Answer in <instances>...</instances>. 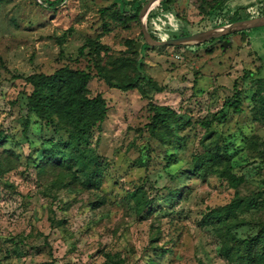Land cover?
Here are the masks:
<instances>
[{
    "label": "rangeland",
    "instance_id": "obj_1",
    "mask_svg": "<svg viewBox=\"0 0 264 264\" xmlns=\"http://www.w3.org/2000/svg\"><path fill=\"white\" fill-rule=\"evenodd\" d=\"M207 2L215 0L162 1L148 15L151 34L166 40L264 11L259 0H231L226 14L206 17ZM116 8L120 0H0V264H239L224 257L205 215L259 195L239 214L249 223L234 231L245 237L264 221V81L247 75L264 62V26L238 32L226 49L218 41L153 46L140 20L116 19ZM126 58L141 69L121 67ZM97 64L139 85L110 87ZM66 66L93 75L90 94L103 95L107 116L82 149L84 165L43 164L68 133L30 111L25 78ZM158 106L176 115L153 136ZM233 136L238 152L227 164L195 173L198 158ZM226 165L243 178L237 187L219 175Z\"/></svg>",
    "mask_w": 264,
    "mask_h": 264
},
{
    "label": "trees",
    "instance_id": "obj_2",
    "mask_svg": "<svg viewBox=\"0 0 264 264\" xmlns=\"http://www.w3.org/2000/svg\"><path fill=\"white\" fill-rule=\"evenodd\" d=\"M122 8L114 10V18L129 22L132 19L139 20V13L144 4L148 0H120ZM231 0H215L213 3L203 5L206 17H211L215 13L220 12L226 14V8ZM173 0H164L169 5ZM49 2V5H55ZM260 4L264 0H259ZM264 5V4H263ZM244 8V7H243ZM242 9V8H240ZM247 9V8H245ZM229 10V9H228ZM237 13V12H236ZM264 14V11L260 15ZM248 17H251L249 14ZM242 17L237 13V19ZM143 36V33H141ZM156 39L158 37L154 36ZM213 39L210 42H215ZM131 46L134 41H128ZM209 42L202 43L208 44ZM200 44V45H202ZM85 46L80 48V53L86 55ZM100 51V47L97 49ZM132 66L137 72L141 69V61L138 58H126L120 65ZM98 76L104 78L110 87H118L122 90L135 88L139 85L137 79H131L127 76L116 78L114 74L105 70L100 64H97ZM260 68V67H259ZM247 75L253 80L264 81V78H255L254 73L247 72ZM256 75H259L257 73ZM93 75L86 70L72 69L70 67H62L53 74L35 73L26 77V81L32 85V93L29 95L28 107L41 120L46 121L57 127V129L65 130L68 133L66 140L62 142L63 148L59 152L54 148L45 150V159L43 164L51 163L60 165L69 161L78 160L84 165L85 157L82 155V149L89 143L93 135L95 126L103 122L107 116L106 99L102 94L92 96L90 94L89 84ZM260 108L264 109V97L258 98ZM230 106L235 111L241 110L240 100L235 99L229 101ZM157 111L153 120L150 122V130L153 136L164 127H169L171 116L176 113L169 107L158 106L154 108ZM30 120L24 122V133L29 130ZM243 143L247 142V137L242 136ZM4 136L0 134V147H2ZM234 139L227 138L224 148L220 147L216 151L210 150L204 158H198L194 167L195 173L211 168L214 165H221L229 162L233 155L238 152L235 147ZM149 146H144V154H148ZM0 163V174L3 172ZM96 172H89L88 181L91 183ZM99 175V174H96ZM219 175L227 180L232 187H237L243 178L233 172V166L226 165L219 170ZM259 195L237 196L230 203L211 209L205 215V222L213 225L218 236L222 240V254L229 260L237 261L239 264H264V221L255 224L256 230L253 234L240 236L234 229L239 225L249 223L245 218H240V213L249 212L258 205Z\"/></svg>",
    "mask_w": 264,
    "mask_h": 264
},
{
    "label": "water",
    "instance_id": "obj_3",
    "mask_svg": "<svg viewBox=\"0 0 264 264\" xmlns=\"http://www.w3.org/2000/svg\"><path fill=\"white\" fill-rule=\"evenodd\" d=\"M164 0H148L146 4L143 5L140 13H139V20L142 28L143 37L145 42L149 45L153 46H180V45H187V44H202L209 42L213 39H219L224 36H228L234 33L242 32L245 30L262 27L264 26V14L250 17L247 19H241L235 22H231L225 25L216 26L213 28L204 29L198 31L193 34L169 38L166 40H159L156 39L150 32L148 28V15L151 10L160 4ZM140 45V44H137ZM232 43L225 40L222 44L223 48H228L231 46ZM255 78H264L261 76L254 75Z\"/></svg>",
    "mask_w": 264,
    "mask_h": 264
},
{
    "label": "flooded vegetation",
    "instance_id": "obj_4",
    "mask_svg": "<svg viewBox=\"0 0 264 264\" xmlns=\"http://www.w3.org/2000/svg\"><path fill=\"white\" fill-rule=\"evenodd\" d=\"M236 34H237V33H234V34H231V35H228V36H224V37H222V38L215 39V40H217L218 42H220L221 45H222V43H223L225 40H227V41H229V42L232 43L233 37L236 36ZM231 46H232V45H231ZM229 47H230V46H229ZM263 65H264V62L261 61L260 68H259L258 71H257L258 73L260 72V70H261V68H262Z\"/></svg>",
    "mask_w": 264,
    "mask_h": 264
}]
</instances>
